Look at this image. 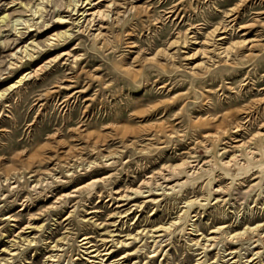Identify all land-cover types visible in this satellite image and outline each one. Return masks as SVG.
<instances>
[{
  "label": "rangeland",
  "instance_id": "374dc122",
  "mask_svg": "<svg viewBox=\"0 0 264 264\" xmlns=\"http://www.w3.org/2000/svg\"><path fill=\"white\" fill-rule=\"evenodd\" d=\"M112 1L118 15L96 38L97 26L90 36L78 32L68 0H0V18L7 15L0 19V262L11 251L17 255L9 264H48L52 254L61 257L53 264H85L80 241L92 237L102 250V240L110 241L111 262L142 250L121 264H232L229 248L236 264H264L257 236L232 245L218 234L205 253L187 239L193 216L205 235L223 225L236 233L264 223V140L255 138L264 134V0ZM37 5L44 6L40 20ZM27 23L37 25L30 31ZM65 31L69 39L50 43ZM35 44L33 61L10 67L18 49ZM42 65L39 76L9 89ZM237 141L253 143L260 163L244 146L232 149ZM240 154L252 169L235 179L222 162ZM185 161L199 164L196 173L181 170L173 179L188 184L176 192L144 189L148 197L130 203L120 236H104L116 227L105 231L92 222L115 223L116 192ZM218 186L222 198L214 194ZM185 210L157 258H149L148 235L128 240ZM28 224L36 230L22 237L30 235L32 245L18 237ZM55 244L60 252H50Z\"/></svg>",
  "mask_w": 264,
  "mask_h": 264
},
{
  "label": "bare ground",
  "instance_id": "6f19581e",
  "mask_svg": "<svg viewBox=\"0 0 264 264\" xmlns=\"http://www.w3.org/2000/svg\"><path fill=\"white\" fill-rule=\"evenodd\" d=\"M46 1L48 3L49 0H46ZM109 1H110V3H107ZM66 8L68 9V12L72 14L71 16H75V15L77 16V18L74 20V23H75V25L78 29V32L80 34L87 33L90 36V32L94 30L93 28L96 26L99 27V29L96 30V31H98L96 36H94L96 38H101L102 37V31L101 30L106 29V28H102L101 24L107 22L111 15H112L111 17L118 15L115 12V4L112 0H68V2L66 4ZM43 9H44V6L42 7L40 5H37V8H35L33 13H34V17L38 16V18L36 20H40L43 18V14H42ZM0 19H1V22L4 23L7 20V15L0 18ZM68 20H72V17L69 18ZM59 21L61 23H63L64 17L59 18ZM26 25L28 26V23ZM34 25H37V23L29 24V26L25 29L30 30V28L35 27ZM30 31H33V30H30ZM215 32H216V30H215ZM217 33H215V34H217ZM220 34L225 35L226 30L224 29L223 31H220ZM53 36L54 37L52 38V40H50V43H56L55 41L60 42L61 40H66V39H69L71 37V35L68 33V31H65L62 33H57V34H54ZM218 40L225 41L226 37H222L221 39L218 38ZM240 47H241V45H240ZM230 48H231V46H230ZM38 49H39V46L36 44L33 45L32 47H30L28 45L21 47L12 55L16 58V61H14L13 63H10V67L17 69L19 64H21L23 62V60L26 58L30 59V61H33L35 52L38 51ZM74 49H77V48H74ZM222 50H223V48H222ZM208 51H210V50H208ZM222 53H224V52L222 51ZM61 57H69L70 58L71 53L70 52L62 53ZM28 59H26V60H28ZM47 64H48V62H47ZM45 67H46L45 65L39 66L38 68L30 71L29 73L22 75L21 77H19V79L16 82H14L9 87V89L15 90V89L20 88L26 82L30 81L34 77H37L41 73H43L44 70L46 69ZM258 128L260 129V127H258ZM254 135H256V134H254ZM255 138H262L264 140V134L261 133V135H259L258 137L255 136ZM250 140H253V139H250ZM242 142L241 141L235 142L237 146L232 148V149H239V148H242L244 146L245 151H246L245 153H246L247 157H249L250 160H252V161L253 160L257 161L256 163H260L259 162L260 160L257 159V155H258L257 149L250 146V145H253V143H250V142L242 143ZM261 152H262V155L264 156V145H263ZM242 157L243 156L241 154L240 155H233L231 158L227 159V161L222 162V166L235 179L236 178H239V179L245 178L243 176H246L247 174H249L251 172V169H252L248 163H245L243 161ZM198 167H199V164L195 161H185L179 165L167 166V167H164L157 174L147 177L146 180H144L138 188L129 189L123 193L116 192L115 196L112 198V201L115 202L114 204L116 205L115 210H114L115 212H113L114 214L110 218H112V219L118 218V220L113 224H108V225L96 224V222H95L96 220H94V217H91V218L89 217V218H90V220H94L92 222L95 223V226L99 227V229H103L106 231L107 227H116L115 231H111V232L106 231L103 234L104 236H108V237L120 236V235L116 234V232H118V226H125L126 225L124 220L127 219L132 213L131 212L132 208L128 207L130 205V203L132 201H135L136 199L148 197V196H144V193H145L144 189L150 188V190L148 191L149 193H152V190H153L152 188H154L155 190L163 189L164 191L176 192L177 189L184 188L188 184V180L187 179H185V180H183V179L174 180L173 175L175 173H180L181 170L190 169L189 171H186V174L188 175V177H190L196 173ZM259 168H263V166L260 165ZM241 177H243V178H241ZM7 182H9V181H7ZM10 185H11V183H10ZM34 187H36V186H34ZM167 194H168V192H167ZM214 194L219 196V198H222V196H220V195H226V192H225V189L223 187L218 186L217 189H215ZM126 207H128L129 209L127 210ZM93 213L94 212H91L89 214H93ZM188 213H189V211L185 210V211H183L182 214L180 213L181 215H179L178 218H176L174 221H171L168 225H161V226H158V227L151 229V230L143 229L142 231H139L137 233V235H135L133 237L129 236L128 240H134V242L135 241L137 242L141 239V236L143 234L148 235L152 240L151 243H153V246H151L149 248L150 249V252L148 253L149 258L155 259L159 255V252H158L159 248L163 247L164 244L166 243V240H167L166 238L170 237L172 235V232L184 222L185 216H187ZM196 218H197V216L192 217L193 223L191 224V228L189 229V233L186 232L187 236H188L187 239L189 241L190 247H191V249H194V251H196V252L199 249H202V250H204V252H202V253H205L209 247L211 248V250L214 249V247L216 246V243L219 239V237H217L218 234H223L227 238V240L230 243H232V245H236V243H238V242L249 241L252 239L253 236H257L260 238L255 241V243H257L255 248L259 247L260 242L264 246V223H258L255 226H247L243 231L236 232V233H232L230 225H223V226L218 227V228L214 229L213 231H211L209 235H205L199 229V226L197 225L198 219H196ZM5 220H11V222L15 221L11 217L6 218ZM128 221H129V219H128ZM26 230L35 231L36 228L32 224H28V225H26L25 228L20 230V232L18 233L19 234L18 237H19V239H21V241L23 243H28V245H32L33 240L29 239L30 235H27L26 237H22L23 233H25ZM182 231H184V230H182ZM112 234H114V235H112ZM110 235H112V236H110ZM80 242H81V247L83 248L84 253L86 255V257L83 259L84 261H86L85 264H107V263L108 264H121L124 259H128L130 256H134V255H137L139 252H142V250L139 249L132 254L127 253V255H124L120 259H116V260L114 259L111 262V259L113 258L115 251H114V249H112V246L108 247V243L110 241H108L107 239L102 240L104 250H102L101 246L99 247L92 240V237H85ZM127 242L117 241V245H121L122 248H129L130 245ZM113 243H114V241H113ZM59 248H60L59 245L55 244L52 246L50 252H53V253L60 252L61 249H59ZM226 251L230 252L228 255L233 256L229 260H235L232 264H236L237 261L235 258H236L237 252L235 250H231L230 248H229V250H226ZM201 254H198V255H201ZM256 254L258 256L259 252L257 251ZM15 255H17V254L16 253L11 254V251H8V256H11V257H8L9 259H7L4 262H0V264H9L10 263L9 261L12 260L15 257ZM60 259H61V257L59 256V254H52L48 257V264H50V263L53 264L54 262H58V261H60ZM201 259H203V258L201 257L198 260L200 261ZM254 261L255 260L250 259V260H248V263L253 264ZM109 262H111V263H109ZM124 262H127V261H124ZM196 264H202V263L198 262Z\"/></svg>",
  "mask_w": 264,
  "mask_h": 264
}]
</instances>
